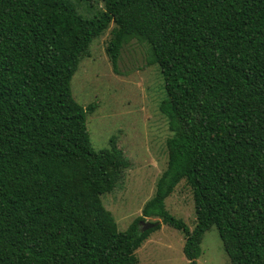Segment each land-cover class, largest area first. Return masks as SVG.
Here are the masks:
<instances>
[{
    "label": "trees",
    "instance_id": "trees-1",
    "mask_svg": "<svg viewBox=\"0 0 264 264\" xmlns=\"http://www.w3.org/2000/svg\"><path fill=\"white\" fill-rule=\"evenodd\" d=\"M101 1L85 20L70 0H0V264H139L135 251L159 228L144 218L181 232L186 264L210 227L229 264H264V0ZM110 23L112 70L129 41L145 45L170 133L153 195L122 232L100 197L128 163L115 137L90 148L93 105L70 93ZM179 183L191 230L164 208Z\"/></svg>",
    "mask_w": 264,
    "mask_h": 264
},
{
    "label": "rangeland",
    "instance_id": "rangeland-1",
    "mask_svg": "<svg viewBox=\"0 0 264 264\" xmlns=\"http://www.w3.org/2000/svg\"><path fill=\"white\" fill-rule=\"evenodd\" d=\"M78 16L92 20L104 11L101 0H70ZM113 24L93 39L87 57L79 60L70 80L73 100L82 108L93 105L85 116L90 148L106 149L111 137L128 163L122 179L112 192L100 197L104 209L113 218L117 231H125L154 191L157 178L165 167L164 142L170 133L165 119L157 110L164 98L163 83L155 65L146 64L145 45L129 41L120 51L116 72L105 55ZM169 215L180 219L189 230L194 213L189 189L179 183L164 201ZM146 240L135 251L139 264H186L182 255L183 236L157 218ZM143 224V222H142ZM196 264H229L214 227L202 234Z\"/></svg>",
    "mask_w": 264,
    "mask_h": 264
},
{
    "label": "water",
    "instance_id": "water-1",
    "mask_svg": "<svg viewBox=\"0 0 264 264\" xmlns=\"http://www.w3.org/2000/svg\"><path fill=\"white\" fill-rule=\"evenodd\" d=\"M153 226V224L152 225H149L148 227H152Z\"/></svg>",
    "mask_w": 264,
    "mask_h": 264
}]
</instances>
